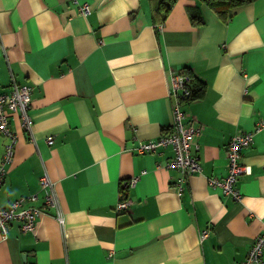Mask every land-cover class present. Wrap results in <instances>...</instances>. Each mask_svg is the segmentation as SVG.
Wrapping results in <instances>:
<instances>
[{"label":"crops","instance_id":"crops-1","mask_svg":"<svg viewBox=\"0 0 264 264\" xmlns=\"http://www.w3.org/2000/svg\"><path fill=\"white\" fill-rule=\"evenodd\" d=\"M78 1L90 13L69 0H0V91L29 85L33 119L25 132L9 117L17 141L0 206L37 191L46 172L64 219L43 207L32 230L10 221L0 264H240L264 229V130L241 149L249 172L239 199L206 178L225 173L230 137L264 117V0L235 6L226 21L199 0H176L160 23L149 0ZM182 67L204 85L181 102L185 121L201 124V170L177 191L180 173L164 165L170 146L133 147L173 129L169 76ZM120 196L127 210H117Z\"/></svg>","mask_w":264,"mask_h":264},{"label":"built area","instance_id":"built-area-1","mask_svg":"<svg viewBox=\"0 0 264 264\" xmlns=\"http://www.w3.org/2000/svg\"><path fill=\"white\" fill-rule=\"evenodd\" d=\"M75 6L80 15H87L91 7L87 2L69 0ZM169 96L172 99L171 109L174 118V127L169 133H161L154 138L141 140L133 151L137 153L155 152L161 147L170 146L171 156L165 161L166 168L175 169L180 174L175 180L177 191L182 190L184 176L200 172L201 166L195 151L198 148L196 138L201 131V124L191 117L185 121L181 102L187 99L191 92L190 75L183 72L181 68L170 71ZM31 87L27 84H18L11 81L9 88L0 91V134L6 137L3 144V152L0 159V185L3 182L6 165L10 162L17 141V135L10 126V115L16 114L20 127L29 132L33 119L30 114ZM264 130V117L257 119L252 129L240 131L233 134L225 147L227 166L225 173L221 176H208L207 184L219 187L222 192L232 199L241 196L238 189V180L242 174L248 173L249 168L241 162V149L248 146L256 132ZM47 142L52 143L53 137L47 136ZM144 173V171H142ZM139 178L134 175L126 181V186L133 185ZM130 200L120 196L117 202V210H127ZM43 207L54 209V216L62 224L63 213L56 190V181L44 172L39 177V188L37 191L18 196L12 199L8 205L0 206V236L5 238L8 231V223L12 220L18 221L21 231H29L34 228L36 218L42 213ZM208 230L203 229L200 238L207 235ZM264 229L256 234L249 246L244 259L240 264H264L263 256Z\"/></svg>","mask_w":264,"mask_h":264},{"label":"trees","instance_id":"trees-1","mask_svg":"<svg viewBox=\"0 0 264 264\" xmlns=\"http://www.w3.org/2000/svg\"><path fill=\"white\" fill-rule=\"evenodd\" d=\"M176 0H149L150 3V11L151 18L154 22H162L171 6L174 4ZM205 3L219 18L223 21H226L232 13V9L235 6L250 2L252 0H199ZM189 16L191 22L195 25L201 24L203 22L201 15L198 13L196 9H191L189 11ZM182 71L186 72L190 75V84H191V92L187 97L189 99H195L199 97L203 90L204 85L198 81L194 76L191 75L190 71L187 68L182 67ZM186 100V99H185Z\"/></svg>","mask_w":264,"mask_h":264}]
</instances>
